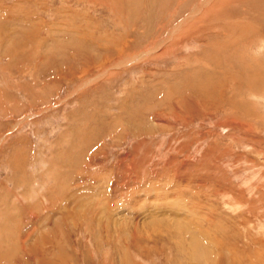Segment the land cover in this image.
<instances>
[{"label":"rangeland","instance_id":"1","mask_svg":"<svg viewBox=\"0 0 264 264\" xmlns=\"http://www.w3.org/2000/svg\"><path fill=\"white\" fill-rule=\"evenodd\" d=\"M260 8L0 0V264H264Z\"/></svg>","mask_w":264,"mask_h":264},{"label":"bare ground","instance_id":"2","mask_svg":"<svg viewBox=\"0 0 264 264\" xmlns=\"http://www.w3.org/2000/svg\"><path fill=\"white\" fill-rule=\"evenodd\" d=\"M209 1H211V0H209ZM246 1H247V0H246ZM207 2H208V1H207ZM217 4H218V3H217ZM242 4H243V3H242ZM244 4H245V3H244ZM252 6H253V5H252ZM249 12H250V11H249ZM258 12L261 14V16H264V11H263L261 8L258 10ZM250 13H251V12H250ZM238 15H239V14H238ZM247 15H248V14H247ZM247 15H245V16H247ZM253 15H254V14H253ZM239 16H240V15H239ZM249 16H250V14H249ZM259 17H260V16H259ZM219 18H220V17H219ZM240 18H242V17H239V19H240ZM245 18H246V17H245ZM236 19H237V18H236ZM247 19H248V18H247ZM254 19H255V18H254ZM238 21H241V20H238ZM238 21H237V22H238ZM248 22H249V21H248ZM232 23H234V22H232ZM238 23H240V22H238ZM234 25H235V24H234ZM244 25H245V22H244ZM238 26H239V25H238ZM254 27H255V26H254ZM249 28H251V27H249ZM255 28H256V27H255ZM240 29H241V27H240ZM256 29H257V28H256ZM252 30H253V29H252ZM257 30H258V29H257ZM243 31H244V30H243ZM248 31H251V30H248ZM254 31H256V30H254ZM258 31H259V30H258ZM231 33H232V32H231ZM243 33H244V32H243ZM253 33H254V32H253ZM224 35H225V34H224ZM248 66H249V65H248ZM253 66H254V65H253ZM254 68H255V67H254ZM252 69H253V68H252ZM257 69H258V68H257ZM261 70H262V69H261ZM263 71H264V70H263ZM252 73H253V72H252ZM256 73H257V72H256ZM253 75H255V74L253 73ZM255 76H256V75H255ZM255 76H254V77H255ZM254 77H253V78H254ZM256 78H257V77H256ZM251 80H252V79H251ZM253 85H254V86H257V85H255L254 83H253ZM248 86H250L251 88H255V87L252 86V82H250V83L248 84ZM250 87H249V88H250Z\"/></svg>","mask_w":264,"mask_h":264}]
</instances>
